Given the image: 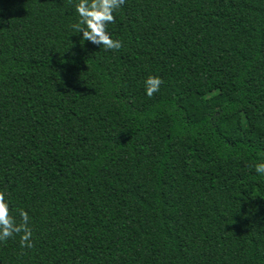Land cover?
Here are the masks:
<instances>
[{
    "label": "trees",
    "instance_id": "trees-1",
    "mask_svg": "<svg viewBox=\"0 0 264 264\" xmlns=\"http://www.w3.org/2000/svg\"><path fill=\"white\" fill-rule=\"evenodd\" d=\"M77 2L0 0V264H264V0Z\"/></svg>",
    "mask_w": 264,
    "mask_h": 264
},
{
    "label": "clouds",
    "instance_id": "clouds-1",
    "mask_svg": "<svg viewBox=\"0 0 264 264\" xmlns=\"http://www.w3.org/2000/svg\"><path fill=\"white\" fill-rule=\"evenodd\" d=\"M126 0H78L75 5L78 22L72 28L82 33L81 39L93 45L102 47L106 51H118L123 47V42L112 39L108 32V25L115 23L114 12L120 9ZM163 80L158 76H149L145 81L146 95L151 98L159 92ZM255 172L264 176V162L257 163ZM20 222L11 215L6 194L0 191V242H6L14 235L20 236L21 248H32L33 232L30 217L23 209L19 210Z\"/></svg>",
    "mask_w": 264,
    "mask_h": 264
}]
</instances>
